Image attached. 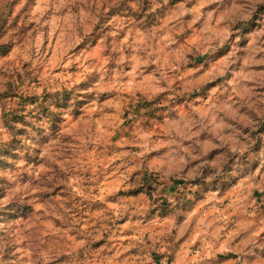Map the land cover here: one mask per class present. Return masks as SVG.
Listing matches in <instances>:
<instances>
[{
    "label": "rangeland",
    "instance_id": "1",
    "mask_svg": "<svg viewBox=\"0 0 264 264\" xmlns=\"http://www.w3.org/2000/svg\"><path fill=\"white\" fill-rule=\"evenodd\" d=\"M0 264H264V0H0Z\"/></svg>",
    "mask_w": 264,
    "mask_h": 264
}]
</instances>
